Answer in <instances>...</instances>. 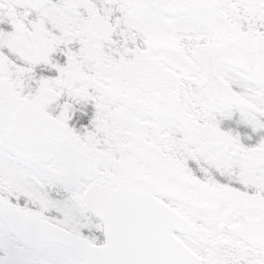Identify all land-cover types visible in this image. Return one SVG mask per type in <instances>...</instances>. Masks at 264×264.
Wrapping results in <instances>:
<instances>
[{
  "label": "snow or ice",
  "instance_id": "snow-or-ice-1",
  "mask_svg": "<svg viewBox=\"0 0 264 264\" xmlns=\"http://www.w3.org/2000/svg\"><path fill=\"white\" fill-rule=\"evenodd\" d=\"M0 264H264V0H0Z\"/></svg>",
  "mask_w": 264,
  "mask_h": 264
}]
</instances>
